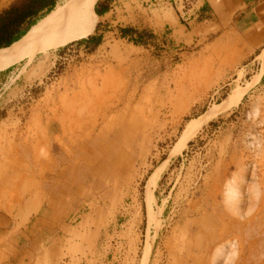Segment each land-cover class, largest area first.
Returning <instances> with one entry per match:
<instances>
[{
  "label": "rangeland",
  "instance_id": "1",
  "mask_svg": "<svg viewBox=\"0 0 264 264\" xmlns=\"http://www.w3.org/2000/svg\"><path fill=\"white\" fill-rule=\"evenodd\" d=\"M195 1L144 2L181 26L146 46L121 37L127 5L94 15L80 40L103 36L95 50L31 28L0 63V264H21L36 231V264H264V48L228 72L197 54Z\"/></svg>",
  "mask_w": 264,
  "mask_h": 264
},
{
  "label": "crops",
  "instance_id": "2",
  "mask_svg": "<svg viewBox=\"0 0 264 264\" xmlns=\"http://www.w3.org/2000/svg\"><path fill=\"white\" fill-rule=\"evenodd\" d=\"M101 1L100 7L103 10L109 7V11L99 17V20L106 19L112 13H115L117 18H124L123 8L127 5H135L132 6L134 9L132 13L127 15L131 21L129 27L149 28L153 33H161L166 28L171 29L172 34L175 29L181 30V26L170 13L167 16L152 14L149 19L142 17L144 2L152 0H129L127 4L123 0H110L111 3L109 0ZM195 2L193 6L186 7L183 13L187 21L186 25L183 24V43H202L203 47L197 51V54L202 53L204 58L213 59L220 64L222 70L228 72L251 60L264 48V0H196ZM34 209V212L30 213L31 217L37 213V208ZM30 210L31 206H28L26 211L30 212ZM35 225L40 230L43 224L42 221L37 220ZM61 233L62 235L58 237L64 243L68 240L70 232ZM45 234L47 232L36 231L28 234L21 232V236L29 240L21 251V264H36L32 237L34 235L41 237ZM57 245V239H52L43 254L55 250Z\"/></svg>",
  "mask_w": 264,
  "mask_h": 264
},
{
  "label": "trees",
  "instance_id": "3",
  "mask_svg": "<svg viewBox=\"0 0 264 264\" xmlns=\"http://www.w3.org/2000/svg\"><path fill=\"white\" fill-rule=\"evenodd\" d=\"M60 0H15L9 6L0 11V51L12 47L21 40L30 29L40 20L49 15L58 5ZM101 0L94 9V15L101 17L109 11V7L102 9ZM111 3V1L109 0ZM121 37L129 39L138 46H146L155 42L157 36L149 30H138L133 27L120 29ZM103 36H90L78 41L79 45L89 50H95L101 46ZM11 68L8 70L10 71Z\"/></svg>",
  "mask_w": 264,
  "mask_h": 264
},
{
  "label": "bare ground",
  "instance_id": "4",
  "mask_svg": "<svg viewBox=\"0 0 264 264\" xmlns=\"http://www.w3.org/2000/svg\"><path fill=\"white\" fill-rule=\"evenodd\" d=\"M98 0H64L58 4L51 13L49 19L38 22L32 27L30 37L39 32L50 28L54 34H59L60 41H57L55 49L63 47L70 42L80 40L85 33L92 27L94 18V7ZM30 38L24 37L12 47L0 51V63L7 61L8 58L19 54ZM218 112V110H215ZM215 112L203 116L198 121L188 125L186 129L185 141L195 134V132L205 124Z\"/></svg>",
  "mask_w": 264,
  "mask_h": 264
}]
</instances>
